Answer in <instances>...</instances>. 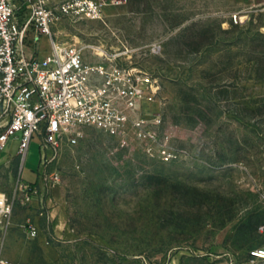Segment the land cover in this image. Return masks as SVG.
<instances>
[{"label":"rangeland","instance_id":"374dc122","mask_svg":"<svg viewBox=\"0 0 264 264\" xmlns=\"http://www.w3.org/2000/svg\"><path fill=\"white\" fill-rule=\"evenodd\" d=\"M52 33L99 52L132 50L156 90L144 114L160 117L177 158L83 128L76 145L44 153L35 134L23 161L11 139L0 153V197L11 204L0 259L257 264L249 254L264 245V0H125L102 21L61 19ZM52 173L59 181L48 188ZM21 185L36 191L29 203Z\"/></svg>","mask_w":264,"mask_h":264},{"label":"built area","instance_id":"2783aa9c","mask_svg":"<svg viewBox=\"0 0 264 264\" xmlns=\"http://www.w3.org/2000/svg\"><path fill=\"white\" fill-rule=\"evenodd\" d=\"M124 4L125 0H0V153L17 139L25 161L35 134L44 153L76 145L80 130L90 128L121 144L138 143L148 153L156 148L162 161L177 158L168 138L160 135V117L144 114L142 106L156 90L134 65L132 50L99 52L53 38L52 28L61 19L102 21L107 10ZM232 19L240 22L236 15ZM42 37L49 40V53L40 57ZM43 181L49 188L59 175L52 173ZM22 189L19 186L29 203L36 191L28 194ZM10 212L11 204L0 197V214L7 219ZM28 235L36 237L34 225H28ZM249 258L264 264V245L252 250ZM0 264L7 263L0 259Z\"/></svg>","mask_w":264,"mask_h":264},{"label":"trees","instance_id":"16d2710c","mask_svg":"<svg viewBox=\"0 0 264 264\" xmlns=\"http://www.w3.org/2000/svg\"><path fill=\"white\" fill-rule=\"evenodd\" d=\"M30 185H32V187H36L37 186V170L35 172V179L33 182H30Z\"/></svg>","mask_w":264,"mask_h":264},{"label":"crops","instance_id":"0c3cea01","mask_svg":"<svg viewBox=\"0 0 264 264\" xmlns=\"http://www.w3.org/2000/svg\"><path fill=\"white\" fill-rule=\"evenodd\" d=\"M8 143H9V142H8ZM8 143H7V145H8ZM7 145H6V147H7ZM6 147H5V148H6ZM10 159H11V158H10ZM2 218H3V217H2V215L0 214V222L2 221Z\"/></svg>","mask_w":264,"mask_h":264}]
</instances>
